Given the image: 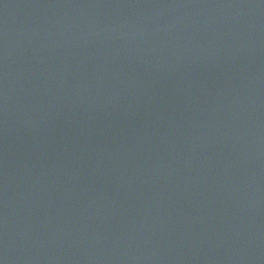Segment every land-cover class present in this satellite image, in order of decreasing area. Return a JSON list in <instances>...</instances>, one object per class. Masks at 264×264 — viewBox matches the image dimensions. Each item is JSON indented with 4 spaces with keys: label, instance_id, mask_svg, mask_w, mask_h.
<instances>
[{
    "label": "water",
    "instance_id": "obj_1",
    "mask_svg": "<svg viewBox=\"0 0 264 264\" xmlns=\"http://www.w3.org/2000/svg\"><path fill=\"white\" fill-rule=\"evenodd\" d=\"M0 264H264V0H0Z\"/></svg>",
    "mask_w": 264,
    "mask_h": 264
}]
</instances>
